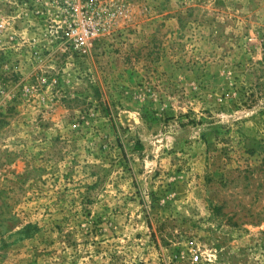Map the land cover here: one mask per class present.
I'll return each instance as SVG.
<instances>
[{"label":"rangeland","instance_id":"rangeland-1","mask_svg":"<svg viewBox=\"0 0 264 264\" xmlns=\"http://www.w3.org/2000/svg\"><path fill=\"white\" fill-rule=\"evenodd\" d=\"M0 264H264V0H0Z\"/></svg>","mask_w":264,"mask_h":264},{"label":"built area","instance_id":"built-area-1","mask_svg":"<svg viewBox=\"0 0 264 264\" xmlns=\"http://www.w3.org/2000/svg\"><path fill=\"white\" fill-rule=\"evenodd\" d=\"M88 31L86 30L85 24L82 22H78L75 27H72V33L75 35L76 40L80 46L86 44V39H87V33ZM193 243V241H191ZM191 259L193 261H198L200 260L199 253L197 250H194L190 254Z\"/></svg>","mask_w":264,"mask_h":264}]
</instances>
